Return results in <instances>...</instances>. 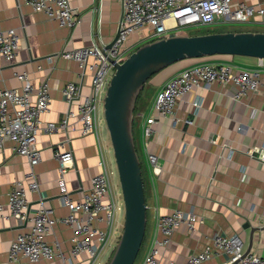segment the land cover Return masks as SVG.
<instances>
[{"label": "crops", "instance_id": "obj_1", "mask_svg": "<svg viewBox=\"0 0 264 264\" xmlns=\"http://www.w3.org/2000/svg\"><path fill=\"white\" fill-rule=\"evenodd\" d=\"M241 2L264 8V0H232L231 7ZM69 3L81 20L72 29L60 26L44 13L35 12L23 0H0V30L15 29L20 39V49L14 60L8 62L0 56V89H20L21 83L14 73L27 72L34 86L46 82L50 87V104L49 111L40 117L42 127L60 123L68 110H76L91 89L92 74L87 70L82 72L76 61L63 59L60 54L95 43L105 48L115 38L122 19V0H69ZM206 26H225L233 30L205 34L264 32V25L257 16L245 23ZM148 38L146 30L131 34L123 45L125 53L130 55L149 42ZM218 56L206 60L188 59L169 66L168 73L149 80L135 106L133 137L142 169L146 204L145 236L135 264H142L154 239L160 238L156 231L158 216L174 210L192 211L201 222L196 223L193 231L185 225L175 230L169 245L160 249V264H186L192 254L211 246L215 234H236L245 252L264 256V88L238 102L231 99L234 93L231 85L214 83L204 89H193L177 105L172 117L158 120L147 147L143 144L142 126L157 92L184 69L201 63L227 64L232 73L261 69L257 58ZM67 83L80 89L79 96L71 103L61 92ZM197 98L201 101L195 109L192 103ZM35 99L32 94L30 101L34 103ZM252 111H256L253 118ZM188 116H193L190 123H186ZM239 126H244L245 131L240 132ZM80 129L74 117L68 119L65 130L39 131L36 146L41 161L35 167L39 192L26 189L28 219L38 209L40 198L56 217L69 213L59 198L57 151H71L73 155L72 166L65 174L71 199L82 201L91 188V179L99 172V141L105 149L107 143L100 127L97 135H82ZM148 153L158 158L155 172L147 160ZM28 170L26 158L17 155L12 143L6 141L0 148V203L5 212L9 192L14 183L27 184ZM31 225L30 220L25 223L0 220V264H62L59 258L40 259L34 263L24 257L8 261L11 242L29 231ZM94 226L105 228L102 222ZM120 229L117 226L116 232ZM72 233L73 228L57 224L47 234L46 241L52 247L57 242L61 251L68 255ZM227 263V255L218 253L201 264ZM75 264H89L88 255L81 254Z\"/></svg>", "mask_w": 264, "mask_h": 264}, {"label": "built area", "instance_id": "obj_2", "mask_svg": "<svg viewBox=\"0 0 264 264\" xmlns=\"http://www.w3.org/2000/svg\"><path fill=\"white\" fill-rule=\"evenodd\" d=\"M23 2L35 12L44 13L49 19L69 29L81 21L69 0H23ZM231 2L232 0H122L123 14L118 27V37L110 49L104 50V46L95 43L60 54L63 59L76 61L82 72L89 71L92 74V81L89 94L77 104L75 111L68 110L58 124L48 123L46 127H42L40 117L49 111L50 104V87L46 82L34 86L27 72L14 73L15 78L21 83L20 89H0V148L6 141H10L12 150L26 158L29 168L25 175L27 184L14 183L9 192L7 212L0 203V220H14L18 223L30 220L32 223L29 231L19 234L11 242L8 251L9 262L18 261L22 257L33 263L40 259L59 258L62 264H75V260L86 253L89 264H100L101 256L117 231L119 214L124 210V205L118 200L112 184L114 171L110 167L107 150L99 141L100 152L97 162L99 172L91 179V188L79 202L71 199L65 181L67 169L72 166V152H55V158L59 163L57 179L59 198L69 213L65 217H56L40 198L38 209L33 217L28 219L26 189L39 192L35 167L41 161V153L36 146L37 135L40 130L48 133L65 130L68 119L74 117L80 123L82 135L99 133V106L104 103L109 81L115 71L114 64H120L127 58L123 45L133 33L146 30L149 41H154L187 28L220 23H245L256 16L264 25V8L244 2L232 8ZM19 49L20 39L16 30H0V56L11 62ZM258 65L261 69L232 73L231 67L227 64L201 63L173 76L157 92L142 126L145 148L154 132L153 126L159 119L172 117L177 105L193 89H204L214 83L231 85L234 87L231 99L235 102L258 93L264 88V60L258 59ZM79 91V87L67 83L61 92L65 100L71 103L79 96ZM32 94L36 97L34 103L30 101ZM200 101L197 98L192 106L198 108ZM255 115L256 111H252L251 118ZM175 120L173 118V121ZM238 130L244 132L245 127L239 126ZM147 160L155 172L158 167L157 156L148 153ZM96 222L104 223L105 228L97 229L94 226ZM198 222H201V219L192 211L174 210L168 215L158 216L156 231L160 238L154 239L142 264H160V249L169 245L175 230L185 225L189 231H193ZM57 224L73 228L68 255L61 251L57 242L52 247L46 241L47 234ZM122 227L123 222L119 234ZM218 253L227 255V264H264V256L244 251L243 242L236 234L230 236L215 234L211 246L202 252L192 254L186 264H201Z\"/></svg>", "mask_w": 264, "mask_h": 264}, {"label": "water", "instance_id": "obj_3", "mask_svg": "<svg viewBox=\"0 0 264 264\" xmlns=\"http://www.w3.org/2000/svg\"><path fill=\"white\" fill-rule=\"evenodd\" d=\"M117 37L118 32L104 50L110 49ZM216 55L264 60V32L172 35L149 41L122 63L114 64L115 71L106 90L103 113L124 202V221L107 264H135L145 236L144 185L133 137V116L139 95L149 80L167 67L187 59ZM192 120L193 116H188L186 123Z\"/></svg>", "mask_w": 264, "mask_h": 264}, {"label": "rangeland", "instance_id": "obj_4", "mask_svg": "<svg viewBox=\"0 0 264 264\" xmlns=\"http://www.w3.org/2000/svg\"><path fill=\"white\" fill-rule=\"evenodd\" d=\"M233 30V28H225V26L223 27H220V26H202V27H192V28H187V29H184V30H180V32H173V33H170L168 36H172V35H176V34H179L181 33L182 35H201V34H205L207 32H210V31H224V30ZM180 35V34H179ZM129 55H127L128 57ZM214 57H219L218 55L216 56H211V57H203V58H198L197 60H206L208 58H214ZM188 60V59H187ZM168 68V67H167ZM162 70L160 71L159 73L156 74V76L154 75L155 78H159V77H162L163 75H165V73H168L169 70ZM153 77V78H154ZM99 123H100V128H101V131L102 133H104V138H105V142L107 143V146H106V154H107V158L109 160V164H110V167L111 169L114 171V174L112 176V184L114 186V189H115V192L117 194V197H118V200L120 201V203L122 205H124V202H123V198L121 196V189H120V184H119V178H118V172H117V167H116V163H115V158H114V154H113V150H112V146H111V142H110V138H109V134H108V130H107V127H106V124H105V119H104V113H103V104H101L99 106ZM120 217H119V225H118V229H120V223L122 225V222L124 221V210L121 211V213L119 214ZM121 234V233H120ZM119 232H116V239L114 237V239L112 240L111 244L109 245V247L104 251V255H102L101 257V263L102 264H107L109 259L111 258V255L117 245V242L119 240V237L118 235H120Z\"/></svg>", "mask_w": 264, "mask_h": 264}, {"label": "trees", "instance_id": "obj_5", "mask_svg": "<svg viewBox=\"0 0 264 264\" xmlns=\"http://www.w3.org/2000/svg\"><path fill=\"white\" fill-rule=\"evenodd\" d=\"M139 98H140V95H139V97H138V99H137V102H138V100H139ZM137 102H136V105H137ZM140 253V252H139ZM139 255V254H138ZM138 258V257H137ZM137 260V259H136Z\"/></svg>", "mask_w": 264, "mask_h": 264}]
</instances>
